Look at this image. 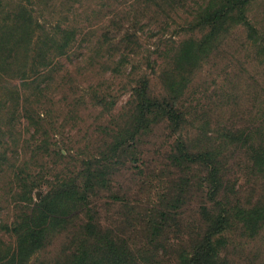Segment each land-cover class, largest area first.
Here are the masks:
<instances>
[{
	"label": "rangeland",
	"instance_id": "rangeland-1",
	"mask_svg": "<svg viewBox=\"0 0 264 264\" xmlns=\"http://www.w3.org/2000/svg\"><path fill=\"white\" fill-rule=\"evenodd\" d=\"M20 1L32 14V42L50 46V63L24 80L17 61L0 80V100L19 108L0 117V264H69L72 233L53 231L28 255L20 254V235L58 179L99 157L112 134L135 129L133 92L145 78L157 94L177 89L175 99L188 112L184 138L191 144L208 138L220 149L229 191L220 256L230 264H264V218L252 212L264 211V172L257 163L264 150V0H252L247 11L259 32L230 20L202 57L195 44L201 34L190 24L194 0H3L1 19L9 27L22 18ZM66 31L71 39L64 50L58 44ZM187 45L194 53L183 61ZM176 137L159 120L128 140L139 142L141 165L131 161L136 155L129 147L126 165L111 177L113 187L99 194L104 227L129 238L139 253L143 246L145 264H180L184 249L207 227L202 206L208 195L200 181L177 208L179 230L164 228L156 237L152 221H138L139 212L155 220L152 213L164 208L172 179L161 167ZM193 168L197 178L204 176L202 166ZM153 169L164 184L151 179ZM47 214L46 223L52 222Z\"/></svg>",
	"mask_w": 264,
	"mask_h": 264
},
{
	"label": "trees",
	"instance_id": "trees-1",
	"mask_svg": "<svg viewBox=\"0 0 264 264\" xmlns=\"http://www.w3.org/2000/svg\"><path fill=\"white\" fill-rule=\"evenodd\" d=\"M252 0H194L193 14L190 24L197 28L200 37H197L195 44L200 57L206 54L210 42L217 40L228 21L232 20L247 26V29L257 33L259 30L248 19V5ZM2 2L0 0V80L11 66L17 61L22 63L18 66L19 79H35V75L45 69L50 62L47 51L49 45L42 42H32L34 28L30 25L32 14L26 4L21 1L22 16L9 27L5 19H1ZM27 27V29L25 28ZM23 28V30H21ZM25 30V31H24ZM20 31V32H18ZM18 32V33H17ZM27 37H23V36ZM71 33L66 31L62 34L63 42L58 47L66 50L69 47ZM25 39V40H24ZM182 59L188 60L193 57L194 48L187 45L182 50ZM9 76V75H7ZM173 85V84H171ZM12 92V91H11ZM133 94L137 98V103L133 115V125L135 129L125 136L112 134L110 141L105 139V149L100 156H93L84 161L82 170L75 174L67 173L54 183L48 193L39 200V209L35 213V222L23 228L20 246V254L28 255L32 248H42L49 241L53 231L66 230L75 235V248L69 254V264H145L142 246L141 252H137L131 245L129 238L121 235H111L112 229L104 227L99 211L100 192L113 187L111 177L122 170L128 158V149H132L135 157L131 161L139 167L140 149L136 145H130L128 140H135V137L142 136L146 129L151 128L159 120H165L172 132L177 136L171 149L165 154L163 166L164 171L172 179L168 183L164 208H159L152 213L156 219L153 220L151 214H137L138 221H152L151 228L158 236L164 228L180 229L181 219L178 217L177 208L183 206L192 191V184L199 182V189L207 190L208 200L203 203V218L207 227L200 236L194 239L189 248L184 249L181 255L180 264H230L220 256L221 236L227 231L228 213L227 197L228 189L224 187V168L220 149L208 138L200 139L201 142L191 144L183 137L188 122V112L179 106L175 99L178 94L173 85L169 92L156 93L151 90L149 80L145 78L140 81ZM11 97L13 95L11 94ZM0 100V117L7 115L14 116L19 110L15 103H6L7 100ZM18 104V103H17ZM25 109V108H24ZM131 115V116H132ZM111 129V128H110ZM120 130V129H119ZM64 148L62 151L66 150ZM133 158V159H132ZM136 159V160H134ZM257 163L260 164V172H264V150L257 154ZM141 165V164H140ZM193 165L203 167L204 176L197 178V169ZM141 171V170H140ZM151 179L158 184L165 181L157 177L156 169L151 171ZM157 185L154 187L156 188ZM166 188V187H163ZM162 196L161 201H162ZM159 197V198H160ZM174 209V210H172ZM219 211V212H213ZM52 213V222L46 223ZM256 216L264 218V211H252ZM132 213V209L129 210ZM158 215V216H157ZM257 221L255 223L257 224ZM145 228L142 224L140 229ZM156 230V231H155Z\"/></svg>",
	"mask_w": 264,
	"mask_h": 264
}]
</instances>
